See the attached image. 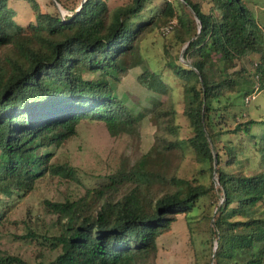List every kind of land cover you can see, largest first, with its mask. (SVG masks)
Here are the masks:
<instances>
[{
	"label": "trees",
	"instance_id": "16d2710c",
	"mask_svg": "<svg viewBox=\"0 0 264 264\" xmlns=\"http://www.w3.org/2000/svg\"><path fill=\"white\" fill-rule=\"evenodd\" d=\"M156 1L75 0L63 15L54 1L53 10L44 11L29 0L36 19L22 25L8 0H0V234L10 209L39 182L78 179L71 164L52 161L53 148L77 136L82 121L103 122L111 136L138 141L148 113L158 128L151 148L122 157L108 181L82 195L45 199V212L57 216L51 228L38 233L31 219L24 221L29 230L21 238L43 246L37 264H157L158 238L208 195L217 204L211 226L217 245L209 261L197 264H264V138L254 143L262 171L253 175L225 171L221 164L236 155L219 144L230 133L255 138L253 128L264 123L240 120L245 110L234 101L264 89V24L247 0ZM179 7L191 16L188 31ZM146 11L151 17L143 19ZM157 28L185 45L187 62L169 64L182 82L184 132L173 105L155 99L147 111H137L115 91L141 65L142 41ZM215 62L224 63L225 78L213 71ZM138 80L171 94L160 73L146 69ZM222 115L231 121L227 130L219 127ZM185 143L199 161L211 162L218 184L180 176ZM0 264L29 263L0 250Z\"/></svg>",
	"mask_w": 264,
	"mask_h": 264
},
{
	"label": "rangeland",
	"instance_id": "374dc122",
	"mask_svg": "<svg viewBox=\"0 0 264 264\" xmlns=\"http://www.w3.org/2000/svg\"><path fill=\"white\" fill-rule=\"evenodd\" d=\"M38 1L44 11L53 10L51 1H54L56 8L63 15L67 14L75 3V0H65L69 5V8H65L57 0ZM124 1L110 0L113 6L120 5ZM161 2L162 0L156 1V3ZM247 2L258 20L264 24V0H247ZM204 4L206 7L208 6V3L204 2ZM8 5L14 10V19L17 23L25 25L36 19L29 0H8ZM179 9L185 20L183 28L188 31L190 30L191 16L188 9L181 7ZM149 17L151 14L146 11L142 18L148 19ZM173 22L175 24L177 20ZM141 47L144 60L141 65L130 69L128 74L115 85L117 96L124 99L128 106L134 107L137 111H147L152 107L155 99L173 105L178 111L176 122L182 125L184 132L186 119L183 116L182 82L175 76L169 64L171 61L177 64L187 62L182 57L185 45L176 41L174 32L166 35L161 28H157L147 35L142 41ZM253 58L257 59V55H254ZM146 69L162 75L171 87L170 96L155 93L139 82L138 77ZM213 71L218 78L227 76L223 62H215ZM229 71H233V69ZM252 96V99L247 97L244 100L241 96H237L234 100L245 110L242 117L240 116V120L251 117L259 122L264 121V89H256ZM219 119V127L227 130L231 121L224 120L223 115ZM234 123L235 120H232L231 128L235 126ZM157 129V124L151 119L149 113L141 123L139 141L127 135L118 138L111 136L103 122L82 121L78 125L77 136L60 148H53L56 156L52 161L71 164L76 169L78 179L56 177L45 178L39 182L29 196L24 198L16 208L10 209V223L5 232L0 234V250L17 254L29 264H37L36 251L42 249L43 246L38 243L37 238L33 240L21 238L29 230L24 221L31 219V226L38 233H43L51 228L56 222L57 216L45 212L43 204L45 199L58 200L69 193L82 195L88 188L108 181V175L117 168L122 157L130 155L131 158H135L151 148L156 139ZM253 133L258 136L254 138L252 135L238 132L225 134L222 137L220 146L228 145L236 155L232 163L227 164L224 161L221 164L225 171H243L248 175L262 171L261 153L254 143L264 138V123L256 124ZM184 150L185 156L181 162L180 176L197 177L200 183L208 186L213 182L218 184L211 162L199 161L187 143L184 144ZM215 200L213 195L203 197L191 212L180 215L172 229L158 238L160 252L157 264H197L212 258V252L215 251L217 245L211 234L212 216L217 207ZM28 210H30L29 215Z\"/></svg>",
	"mask_w": 264,
	"mask_h": 264
},
{
	"label": "built area",
	"instance_id": "2783aa9c",
	"mask_svg": "<svg viewBox=\"0 0 264 264\" xmlns=\"http://www.w3.org/2000/svg\"><path fill=\"white\" fill-rule=\"evenodd\" d=\"M173 23H174V22L172 21V24H173ZM170 28H171V27H168L167 30H169Z\"/></svg>",
	"mask_w": 264,
	"mask_h": 264
}]
</instances>
